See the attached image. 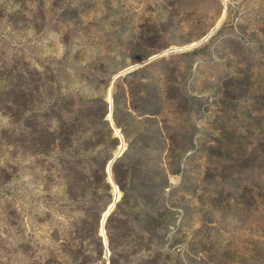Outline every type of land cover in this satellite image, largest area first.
Instances as JSON below:
<instances>
[{
	"label": "rangeland",
	"instance_id": "rangeland-1",
	"mask_svg": "<svg viewBox=\"0 0 264 264\" xmlns=\"http://www.w3.org/2000/svg\"><path fill=\"white\" fill-rule=\"evenodd\" d=\"M0 264H264V0H0Z\"/></svg>",
	"mask_w": 264,
	"mask_h": 264
},
{
	"label": "trees",
	"instance_id": "trees-1",
	"mask_svg": "<svg viewBox=\"0 0 264 264\" xmlns=\"http://www.w3.org/2000/svg\"><path fill=\"white\" fill-rule=\"evenodd\" d=\"M74 166V165H73ZM104 170H105V167L103 168ZM80 171H78L77 170V168L74 166V167H70L69 169H68V173H67V179L69 180V192H71V194H72V189H73V187H74V185L72 184L73 182H76V183H79V181H82V180H84V179H86V180H90L91 178H93L94 177V173L92 172V170L91 169H89V175L87 176V175H84V177H82V175L83 174H81L80 175ZM105 173L103 172L102 173V177L103 176H105L104 175ZM72 182V183H71ZM90 183V182H89ZM104 186H106V188L108 187L109 188V186H108V184L107 183H104ZM89 189L90 190H92V196H94L95 194H96V191H97V187H95V186H93L92 184H91V186H89ZM122 189L124 190L125 188H124V185H122ZM125 191V190H124ZM124 195H126V191L124 192ZM99 216V215H98ZM93 219V221L91 222V220H89V221H86L87 222V224H86V230H87V228L89 227V229H90V231H93L94 232V235L95 234H97V230H98V224H97V217H95V215H94V217L92 218ZM96 219V220H95ZM90 225V226H89ZM85 227H84V229H85ZM77 228V227H76ZM98 240H99V244L101 245V240H100V237H98Z\"/></svg>",
	"mask_w": 264,
	"mask_h": 264
},
{
	"label": "water",
	"instance_id": "water-1",
	"mask_svg": "<svg viewBox=\"0 0 264 264\" xmlns=\"http://www.w3.org/2000/svg\"><path fill=\"white\" fill-rule=\"evenodd\" d=\"M223 17H224V15L221 17L219 23L223 20ZM217 25H218V24H217ZM216 28H217V26H215V27L212 29V31H211L208 35H206V36L203 37L202 39L198 40L197 42L192 43V44L186 46L185 48H186V49H191V48H194V47L198 46V45L201 44L204 40H206V39L209 37V35H210L211 33H213V31H214ZM134 67H135V66L129 67V68L123 70L121 73H128V72L131 71ZM119 153H120V152H117V155H118ZM115 158H116V157H114V158L111 160V162H110V164H109V167L111 166V164L113 163V161L115 160ZM115 203H116V201H114L113 204H112V205L108 208V210L105 212V214H104V216H103V218H102V224H104V222H105L107 216L110 214V212H111L112 208L114 207Z\"/></svg>",
	"mask_w": 264,
	"mask_h": 264
}]
</instances>
